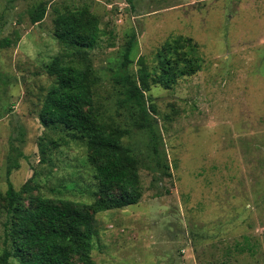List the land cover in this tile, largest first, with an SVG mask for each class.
Segmentation results:
<instances>
[{"label":"rangeland","instance_id":"rangeland-1","mask_svg":"<svg viewBox=\"0 0 264 264\" xmlns=\"http://www.w3.org/2000/svg\"><path fill=\"white\" fill-rule=\"evenodd\" d=\"M76 8L99 18L95 47L54 34L56 15ZM133 34L127 74H150L158 153L129 101L143 87L119 74ZM178 36L198 44L200 67L156 83L158 53ZM56 56L92 68L94 112L129 130L141 174L138 203L94 213V263L264 264V0H0V191L10 181L26 205L41 195L89 206L98 182L84 139L39 117ZM6 219L0 209L2 236Z\"/></svg>","mask_w":264,"mask_h":264},{"label":"trees","instance_id":"trees-1","mask_svg":"<svg viewBox=\"0 0 264 264\" xmlns=\"http://www.w3.org/2000/svg\"><path fill=\"white\" fill-rule=\"evenodd\" d=\"M46 12L47 6L38 4L30 15L31 21L40 22ZM54 34L65 47H95L102 29L97 16L76 8L56 15ZM136 39L133 34L127 43L119 74L126 87L138 83L143 87V91L129 101L140 115V126L149 130L150 142L158 153L155 122L144 93L150 89V74L144 66L139 70V80L127 74ZM9 43L6 40V44ZM197 50L198 44L191 37H173L158 53L163 71L152 76L153 80L170 86L180 75L199 69ZM46 71L53 82L43 99L40 120L45 126L61 124L84 139L87 157L94 166L98 182L97 197L89 206H79L73 201L35 195L30 196L26 205L21 192L9 181L6 192L0 191V209L7 216L3 236L0 234V264H77V260L81 264H95L90 255L95 233L94 213L140 201L143 190L138 160L123 143L129 130L107 126L94 112V77L90 66L67 63L56 56ZM151 107L155 111L154 105ZM17 164L15 158L8 174ZM246 249L253 248L241 246L240 251Z\"/></svg>","mask_w":264,"mask_h":264}]
</instances>
